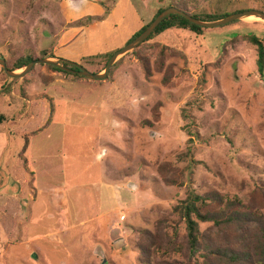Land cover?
Instances as JSON below:
<instances>
[{
	"label": "rangeland",
	"instance_id": "1",
	"mask_svg": "<svg viewBox=\"0 0 264 264\" xmlns=\"http://www.w3.org/2000/svg\"><path fill=\"white\" fill-rule=\"evenodd\" d=\"M180 1L0 0V57L11 67L47 50L103 72L107 54ZM254 8L264 0L191 11ZM251 34L264 42L262 18L173 27L101 81L45 64L12 78L0 66V264H143L150 235L185 231L173 206L188 190L263 200L264 74Z\"/></svg>",
	"mask_w": 264,
	"mask_h": 264
},
{
	"label": "trees",
	"instance_id": "2",
	"mask_svg": "<svg viewBox=\"0 0 264 264\" xmlns=\"http://www.w3.org/2000/svg\"><path fill=\"white\" fill-rule=\"evenodd\" d=\"M198 4L199 0H181L180 3L172 6H176L198 18L191 11V7ZM163 10L164 8L159 9L153 19ZM225 15L212 19H201L214 20ZM150 22L136 31L129 41L144 31ZM173 27L188 29L196 34L202 33L203 30V27L191 23L185 17L172 14L166 17L146 40ZM246 39L257 46V66L263 75L264 42L255 34L247 35ZM114 52L107 54V57L110 58ZM42 55L47 56L48 51L43 50ZM138 57L140 58V56ZM34 59L36 58L31 55L20 57L9 68L12 70L22 69ZM49 67L67 72L55 66L50 65ZM70 67L77 69L74 66ZM190 159L192 160V158ZM162 167L160 166V169ZM166 181L174 182V180L169 179ZM257 184L264 191V178H261ZM251 200L249 197L247 199H242L239 196L229 197L217 190L204 193H198L193 189L188 190L186 198L173 206V211L185 223V231L182 233L178 226H174L173 232L167 233L165 238H162L163 236L160 234V236L150 235V240L137 249L142 255L140 260L143 264H158L160 261V264L162 262L165 264H185L182 260L173 258L174 255L179 254L180 257L187 259V262L189 259L195 258L197 261L195 264H264V198L258 204L251 203ZM203 222L209 223L205 229H201L200 226V223ZM162 256L170 257L172 260L160 258Z\"/></svg>",
	"mask_w": 264,
	"mask_h": 264
},
{
	"label": "water",
	"instance_id": "3",
	"mask_svg": "<svg viewBox=\"0 0 264 264\" xmlns=\"http://www.w3.org/2000/svg\"><path fill=\"white\" fill-rule=\"evenodd\" d=\"M172 14H179L183 17H185L187 20H189L191 23L203 27V28H216L225 26L227 24H230L234 21L240 20L247 16H257L259 18H262L264 20V11L260 9H248L240 12L231 13L228 15H225L221 18L214 19V20H203L197 17L192 16L188 12L176 7V6H169L165 8L161 13H159L146 27L144 31H142L138 36H136L134 39L126 43L121 48L117 49L109 58L106 67L103 72H93L88 70L86 67H84L82 64L78 62H72L69 60H66L64 58L55 57V56H45L42 58H36L32 61H30L22 70H12L9 68L7 60L0 57V66L4 69L7 75H9L12 78H22L26 74H28L35 65L37 64H45V65H51L55 66L57 68H60L65 71H70L73 73H78L81 76H84L86 78H89L91 80H105L109 76L110 70L112 66L117 62V60L124 56L126 53L136 49L142 42H144L159 26V24L169 15ZM70 66H74L77 69H73ZM19 70H21L19 72ZM124 239L122 237H119L118 239L114 240V246L115 248H118L119 246L124 245Z\"/></svg>",
	"mask_w": 264,
	"mask_h": 264
},
{
	"label": "bare ground",
	"instance_id": "4",
	"mask_svg": "<svg viewBox=\"0 0 264 264\" xmlns=\"http://www.w3.org/2000/svg\"><path fill=\"white\" fill-rule=\"evenodd\" d=\"M257 18H259V17H257Z\"/></svg>",
	"mask_w": 264,
	"mask_h": 264
}]
</instances>
